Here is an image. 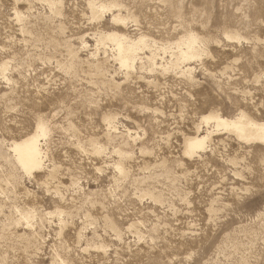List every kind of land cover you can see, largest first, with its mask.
Returning a JSON list of instances; mask_svg holds the SVG:
<instances>
[{
  "label": "rangeland",
  "instance_id": "obj_1",
  "mask_svg": "<svg viewBox=\"0 0 264 264\" xmlns=\"http://www.w3.org/2000/svg\"><path fill=\"white\" fill-rule=\"evenodd\" d=\"M240 117L264 124V0H0V264H264Z\"/></svg>",
  "mask_w": 264,
  "mask_h": 264
},
{
  "label": "bare ground",
  "instance_id": "obj_2",
  "mask_svg": "<svg viewBox=\"0 0 264 264\" xmlns=\"http://www.w3.org/2000/svg\"><path fill=\"white\" fill-rule=\"evenodd\" d=\"M133 49L134 45H125L124 42L117 40L116 50L122 65L130 64L129 55ZM150 58L156 62L155 56L152 53ZM224 123L232 124L242 133L251 130L255 133L257 132V134L264 135V124H255L247 120L243 121L242 117L236 120L224 121ZM206 140V135L198 134L187 140L186 147L189 151L200 149L205 146ZM11 148L19 164L28 171L38 168L43 162V151L40 145L39 134L32 135L22 141H16L11 144Z\"/></svg>",
  "mask_w": 264,
  "mask_h": 264
}]
</instances>
